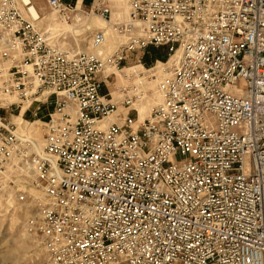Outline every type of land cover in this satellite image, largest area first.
I'll return each mask as SVG.
<instances>
[{"label":"built area","instance_id":"2783aa9c","mask_svg":"<svg viewBox=\"0 0 264 264\" xmlns=\"http://www.w3.org/2000/svg\"><path fill=\"white\" fill-rule=\"evenodd\" d=\"M20 2L0 0V191L32 206L47 264H264V0H126L104 57ZM148 47L160 100L137 121L145 91L108 87Z\"/></svg>","mask_w":264,"mask_h":264},{"label":"rangeland","instance_id":"374dc122","mask_svg":"<svg viewBox=\"0 0 264 264\" xmlns=\"http://www.w3.org/2000/svg\"><path fill=\"white\" fill-rule=\"evenodd\" d=\"M29 1L36 9L38 15L44 19L39 21V24L53 35L55 43L61 49L79 50L92 54L97 49H101L98 57H104L121 41L112 23L125 19L127 14L126 0H102L109 9V22H107V15L105 19H102L96 12L89 10L88 4L90 0H81L80 6L77 4L76 10L66 20H62L57 13L49 9L43 0ZM63 1L72 6L76 2V0ZM16 3L24 16L20 0H16ZM97 28L103 29L104 40L97 49H93L89 45L88 40L91 32ZM164 51L163 47H148L140 58L143 69L133 66L136 64L134 61H127L122 64V71L112 76L109 81V92L113 96L118 94L115 91V87L122 85L129 91L133 86L145 91L141 97L139 95L135 98L136 100L132 99L131 107L133 108L130 107L129 114L133 118L137 119V112H140V120L143 119L151 107L157 103V100L155 103L151 97L157 95L154 85L163 74L159 70L156 61H164L166 58ZM150 67H154L150 71L154 72L155 75L149 77L147 75L148 72L145 70ZM132 69L135 70L134 73H131ZM153 78L156 79L153 80ZM101 90L105 92L104 87ZM134 103L135 106H133ZM117 111L121 114L124 110L118 107ZM112 120L113 115L104 118L102 121L107 123ZM8 191V189L0 191V264H47L46 252L41 244L39 234L34 229L36 216H33L32 206L27 202L20 203L16 201L13 192Z\"/></svg>","mask_w":264,"mask_h":264},{"label":"bare ground","instance_id":"6f19581e","mask_svg":"<svg viewBox=\"0 0 264 264\" xmlns=\"http://www.w3.org/2000/svg\"><path fill=\"white\" fill-rule=\"evenodd\" d=\"M24 4H27V5H30L29 6V8H28V10H29V12L31 13V15H32V17H35V16H37V11H36V9L33 7V5L31 4V2L29 1V0H21ZM79 2H80V0H76V5L78 4L79 5ZM77 8V7H76ZM75 8V9H76ZM43 18H41L40 19V21L42 20ZM44 20V19H43ZM46 29V28H45ZM47 30V29H46ZM106 43V42H105ZM101 49H97L95 52L99 55L100 53H101V51H100ZM157 63H159L160 64V62H157ZM149 99V98H148ZM151 99H153L154 101L153 102H155L156 100H157V102H159V100H160V97L158 96V95H154V97H151ZM136 103V102H135ZM135 103L133 104V106H135ZM156 103V102H155ZM141 114H142V112H141ZM137 120H140V112H137ZM16 121H19V118H16ZM33 124H35V123H33Z\"/></svg>","mask_w":264,"mask_h":264}]
</instances>
